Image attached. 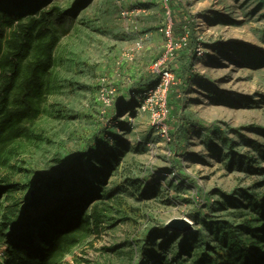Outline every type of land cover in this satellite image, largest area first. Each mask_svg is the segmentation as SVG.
<instances>
[{
  "label": "rangeland",
  "instance_id": "rangeland-1",
  "mask_svg": "<svg viewBox=\"0 0 264 264\" xmlns=\"http://www.w3.org/2000/svg\"><path fill=\"white\" fill-rule=\"evenodd\" d=\"M79 1L50 2L70 20L54 50L50 79L56 88L34 137L20 140V153L0 170V184L14 186L1 199L3 209L21 200L27 171L57 176L74 157L86 169L114 149L119 161L99 186L107 195L106 220L62 264H157L140 259V247L153 242L155 248L173 232L167 258L176 256L178 263L205 257L202 264H213L210 247L232 258L233 233L256 243L243 224H264L254 208L255 195L264 197V0H183L188 21L181 19L182 25L192 20L195 49L202 53H194L182 82L179 59L188 46L169 61L175 84L165 94L164 118L150 103L141 110L125 99L145 79L159 80L150 72L165 52L159 1L86 0L77 7ZM177 1L168 2L174 36L185 30L173 13ZM131 4L146 13L133 16L126 30L120 6ZM145 34L149 41L133 52ZM88 147L96 152L91 158ZM255 165L263 172H253ZM176 220L189 223V230L170 229ZM258 245L264 250V241Z\"/></svg>",
  "mask_w": 264,
  "mask_h": 264
},
{
  "label": "trees",
  "instance_id": "trees-1",
  "mask_svg": "<svg viewBox=\"0 0 264 264\" xmlns=\"http://www.w3.org/2000/svg\"><path fill=\"white\" fill-rule=\"evenodd\" d=\"M50 2L0 0V170L8 168L12 157L20 153V140L34 137L36 121L47 111V97L56 88L50 79L54 50L64 23L68 25L70 20L66 12ZM84 2L86 0L79 1L77 7ZM158 81L145 79L138 88L127 91L126 101L136 105L130 97L131 92L152 87ZM115 117L112 116L114 122L123 126L124 123ZM105 151L101 163L91 164L86 169L84 164L76 165L74 157L69 170L57 176L27 171L23 181L27 189L21 200L13 201L4 209L1 199L14 186L0 184V210L3 211L0 214V247H3L0 264H62L74 248L92 233L99 232L106 220L103 199L107 196L100 192L99 186L103 184L106 169L119 161L116 150ZM85 155L91 158L96 152L88 147ZM252 168L256 174L263 172L259 165ZM255 196L257 205L254 208L264 219V197ZM93 202L97 203L87 210L86 206ZM243 229L252 234L256 243H246L233 233L235 255L231 258L224 249L210 247L214 254L213 264H264V250L258 245L264 241V224L252 226L245 222ZM171 235L155 247L159 250L153 248V242L151 248L142 245L140 259L157 264H187L178 263L176 256L168 260L167 252L177 232ZM175 245L179 246V241ZM181 249L185 251V244ZM204 258L196 263L202 264Z\"/></svg>",
  "mask_w": 264,
  "mask_h": 264
},
{
  "label": "built area",
  "instance_id": "built-area-1",
  "mask_svg": "<svg viewBox=\"0 0 264 264\" xmlns=\"http://www.w3.org/2000/svg\"><path fill=\"white\" fill-rule=\"evenodd\" d=\"M165 10V22L159 29L166 40L165 52L161 57L154 62L151 66L150 72L159 76V81L156 85L136 90L131 92L130 97L134 100L135 106L141 110H145V105L150 103V107H154L159 112L158 117L161 115L163 118L166 116V101L165 94L169 90L170 86L174 83V76L172 69L169 66V61L173 58L174 53L182 47L187 46L188 33L182 32L179 36H174L172 31V19L170 15L169 0H157ZM146 13V9L140 6L131 4L129 8L120 6L121 19L125 25V29L128 30L129 25H133V16H140ZM148 40V35L138 36L132 47L133 52L141 51L144 48L145 42ZM196 55H201V49H195ZM112 90H106L105 95H112ZM3 247H0V257L2 256Z\"/></svg>",
  "mask_w": 264,
  "mask_h": 264
},
{
  "label": "crops",
  "instance_id": "crops-1",
  "mask_svg": "<svg viewBox=\"0 0 264 264\" xmlns=\"http://www.w3.org/2000/svg\"><path fill=\"white\" fill-rule=\"evenodd\" d=\"M177 1V0H176ZM184 2L183 0H179L176 3V7L173 9V13L175 15V19L178 23H181V27L182 29H185L188 34H189V43H188V51L187 53L184 54L183 58H180V74L178 75V73H176L179 76L180 81L182 82L186 79L187 74L189 73V70L192 69V57L194 56L195 53V42L197 40L196 37V31L194 33V30H196L192 24V20L189 19L188 25H182V20L181 19H186L188 21L187 18L183 17L186 16L184 14L185 10H184ZM178 26V25H177ZM185 30L181 31V29L179 28V32L175 31L176 34H178L177 36H179L182 32H185ZM176 36V37H177ZM195 39V40H194ZM149 40H147L145 43H147ZM171 68V67H170ZM172 69V68H171Z\"/></svg>",
  "mask_w": 264,
  "mask_h": 264
},
{
  "label": "water",
  "instance_id": "water-1",
  "mask_svg": "<svg viewBox=\"0 0 264 264\" xmlns=\"http://www.w3.org/2000/svg\"><path fill=\"white\" fill-rule=\"evenodd\" d=\"M170 227H171L170 229L174 231L177 230L179 232H187L190 228V224L184 220H176L175 222L171 224Z\"/></svg>",
  "mask_w": 264,
  "mask_h": 264
}]
</instances>
